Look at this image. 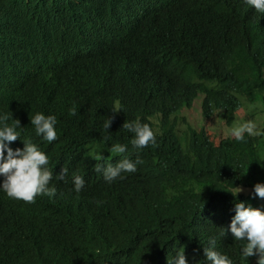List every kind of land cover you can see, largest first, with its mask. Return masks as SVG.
<instances>
[{
    "label": "trees",
    "instance_id": "1",
    "mask_svg": "<svg viewBox=\"0 0 264 264\" xmlns=\"http://www.w3.org/2000/svg\"><path fill=\"white\" fill-rule=\"evenodd\" d=\"M198 96L203 120L219 114L228 125L243 100L264 107V14L243 0H0V111L48 155L53 177L69 170L50 182L51 199L0 193V264H167L177 249L195 264L237 199L264 209L252 194L264 182V135L215 142L181 117ZM114 103L123 111L111 112ZM36 111L56 116L53 142L35 137ZM136 118L156 143L138 153L129 145L124 155L142 163L106 183L90 155L104 135L127 144L121 126ZM101 151L102 166L120 159ZM74 171L86 181L79 194ZM240 244L226 232L216 246L234 264H256Z\"/></svg>",
    "mask_w": 264,
    "mask_h": 264
},
{
    "label": "clouds",
    "instance_id": "2",
    "mask_svg": "<svg viewBox=\"0 0 264 264\" xmlns=\"http://www.w3.org/2000/svg\"><path fill=\"white\" fill-rule=\"evenodd\" d=\"M243 2L255 9V13L264 14V0H243ZM123 111L122 106L114 103L111 112L116 113ZM76 108H69V115H76ZM30 125L35 137L42 141L51 143L58 137L57 118L54 114H45L36 111L29 114ZM113 117L107 116L102 122V131L108 132ZM23 127L18 119H13L10 111H0V193L8 198L23 200L27 203L35 202L37 197L53 198L57 189L55 180H63L68 174V168L62 167L60 172L53 177V171L49 167V157L41 148L33 142L32 138H21ZM121 129L127 130L132 136L128 143L111 142L107 135L101 136V143L108 142L106 147L97 148L90 155L97 161L94 170L102 179L111 184L117 179H123L124 173H134L137 166L142 163L139 155L135 159L124 155L129 150L137 153L148 147L155 145L156 134L148 122H142L139 118L134 120H125ZM110 133V132H109ZM229 135L236 141H242L245 137L264 135L252 119L245 120L237 126L232 127ZM23 141V147L15 149L9 146V143L17 138ZM107 149L112 156H119L120 159L115 163H109L104 160L102 166L100 161L102 149ZM264 162V161H261ZM71 191L77 194L85 186L83 175L73 172L71 175ZM242 188L234 186L230 192L236 197ZM252 194L257 198H264V182H257L253 185ZM234 212L227 229L219 227L217 231L207 237L206 245L203 246L204 259L196 261L195 264H234L233 259L226 253L217 249V241L223 239L226 232L232 234L234 242H241L239 253L241 258L255 256L256 264H264V209L253 207L251 204L237 199L234 203ZM167 264H189L186 259L184 250L177 249L174 255L167 257Z\"/></svg>",
    "mask_w": 264,
    "mask_h": 264
},
{
    "label": "rangeland",
    "instance_id": "3",
    "mask_svg": "<svg viewBox=\"0 0 264 264\" xmlns=\"http://www.w3.org/2000/svg\"><path fill=\"white\" fill-rule=\"evenodd\" d=\"M201 97L198 96L190 106V108H184L181 112V117L186 118L188 123L193 127H200L202 125L205 126L208 133L213 137L215 142L218 141L220 137H225L229 135V131L232 127L237 126L239 123L252 119L253 122L264 131V107L260 102L251 103L247 100H243V105L235 114V120L233 124L228 125L223 118L220 117L219 114H215L210 120H203L201 116L200 109ZM179 128L181 130L185 129L186 125L180 121ZM96 150L93 151V153ZM92 153V154H93ZM105 151H101V155H103ZM109 158L112 157L111 153H109ZM243 191L246 193L249 192L248 189L244 188ZM263 201V202H262ZM258 202L260 204H264V198H258Z\"/></svg>",
    "mask_w": 264,
    "mask_h": 264
},
{
    "label": "water",
    "instance_id": "4",
    "mask_svg": "<svg viewBox=\"0 0 264 264\" xmlns=\"http://www.w3.org/2000/svg\"><path fill=\"white\" fill-rule=\"evenodd\" d=\"M5 39H7V41L9 40V42H13V45L15 46V41L17 39V35H11L9 37H6Z\"/></svg>",
    "mask_w": 264,
    "mask_h": 264
},
{
    "label": "bare ground",
    "instance_id": "5",
    "mask_svg": "<svg viewBox=\"0 0 264 264\" xmlns=\"http://www.w3.org/2000/svg\"><path fill=\"white\" fill-rule=\"evenodd\" d=\"M29 37V36H28Z\"/></svg>",
    "mask_w": 264,
    "mask_h": 264
}]
</instances>
